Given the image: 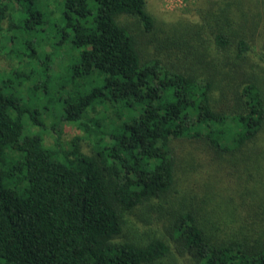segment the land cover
Listing matches in <instances>:
<instances>
[{"label": "trees", "instance_id": "1", "mask_svg": "<svg viewBox=\"0 0 264 264\" xmlns=\"http://www.w3.org/2000/svg\"><path fill=\"white\" fill-rule=\"evenodd\" d=\"M16 1L0 0V54L6 32L28 70L0 69V86L21 83L20 95L0 87V166L7 169L0 170V264H264L263 17L240 0L238 14L216 1L188 41L175 35L145 57L138 32L154 28L146 0H61L60 30L74 51L68 64L55 57L68 76L60 81L36 48L15 49ZM28 1L27 18L18 21L43 28L36 0ZM32 60L44 77L41 94L58 99L62 121L84 133L66 146L59 136L46 143L45 119L22 101L27 87L19 76L31 78ZM108 104L117 120L109 128L104 116L86 115ZM179 140L215 159L214 173L201 170L200 199L181 162L197 152L179 154ZM227 177L241 188L240 202L230 195L239 211L231 221L220 216ZM206 182L217 189L210 198ZM162 218L163 232L135 231L137 220Z\"/></svg>", "mask_w": 264, "mask_h": 264}, {"label": "rangeland", "instance_id": "2", "mask_svg": "<svg viewBox=\"0 0 264 264\" xmlns=\"http://www.w3.org/2000/svg\"><path fill=\"white\" fill-rule=\"evenodd\" d=\"M58 1L60 2L61 0H36L35 7L38 8L43 14V28L41 24L37 22L30 23L29 28L23 27V22L18 21V18H27L28 13L25 5H28L30 1H16V5L19 10L17 12L18 14L13 17V26L10 28L9 34H11V36L17 37L18 42L15 44L16 50L24 49L27 44L36 48L37 51L40 52L38 56H40V58L44 61L46 60L45 64H51L50 73H54L56 75L61 72L60 81H67L68 76L66 72H62V66L57 65L59 59L55 57L64 58L65 60H63V63L68 64L71 62V57L73 56L74 50L72 49L70 37H64L62 30H60L63 17L62 6L59 3L57 4ZM216 1H220L219 3L222 7H224V5L229 2L231 5L230 10H232V7H234V10L237 13L235 7L236 0H146V9L154 18V28L150 34H145L141 31L138 32L141 53L144 54L145 57L157 55L156 53L161 46L163 47L164 44H169L173 41H176L175 35L181 34L183 35L182 40L188 41L190 39L192 30H196L200 26L202 13L209 8H212V10L216 11L218 6L216 4L215 6L213 5ZM238 2L242 4L244 10H252L255 14H258V16L263 17L262 25L264 26V0H240ZM125 20L134 24L139 30L140 25L136 24L134 19L127 17ZM18 22L20 27L17 28L16 26ZM3 25H6V23L4 22ZM1 36L5 43V49H3L0 54V69L9 71L11 67L17 69L19 72L23 70L22 74H24L28 69H24L25 64H21L18 57L14 56L13 50H11L9 46L10 44L6 40V32H2ZM41 42L45 44H43L42 47H38ZM53 47L55 48L54 51ZM45 54L48 55V62L47 58L45 59ZM160 54H162V51ZM25 60L28 61L29 59L25 58ZM31 62V70L33 71V74H29L32 75L30 76L31 78L28 79L22 75L19 76V79L24 80V83H22V88L25 89L27 87V90H25L27 93L23 96L24 98L22 101H24L27 106L36 108L43 116V119H45L44 122L47 129L43 132V135L46 143H51L55 136H59L60 142L66 146L73 137L76 135L81 137V135L84 133L78 129L74 123L62 121L60 109L61 103L58 99H54L52 94L50 96L41 94L42 90H40L38 85L44 80L43 75H39L42 70L41 67L38 68V66L33 63V60ZM17 82L19 83V86L17 87L7 83L6 85L0 87L7 95H20L21 83L20 81ZM62 94H64V91ZM86 115L94 117L95 119L103 118L104 116L105 119L102 122L105 123L104 127L108 128L112 126L115 121H117L109 104L96 105L94 109L88 110ZM48 117L50 119L49 122L51 123L46 120ZM260 138V142L264 143V134H262ZM79 143L80 149L82 151H89L90 146L88 145L87 141L81 140ZM175 143H178L175 146L176 152L178 151V153L181 155L189 150L197 152V150L194 149L196 147L198 150L201 149L199 146L194 145L193 143L185 144L184 142H181V140ZM206 158L207 160L202 158L198 152L197 154L188 152L182 157L181 160L183 166L182 173L188 174L186 177V183L189 187L194 189L193 191H195L197 194L198 199H200V197L203 195L198 180H200V178L203 181L206 180V172L201 171L202 168L204 169L208 167L212 173L215 172L216 168V163L214 162L215 159L213 160L209 157ZM3 166L4 165L0 166V170L2 171V174H6L7 169L5 166ZM227 178V182L229 181V189L227 193L229 195L226 194L222 200L224 202L222 206L225 208V212L221 211L220 216L223 218V220L225 219L227 221H231L233 220V217H237L239 211L234 208L230 195H233L240 202L241 196L239 198V192L241 188L239 187L240 182L238 180L235 178H233L235 180H231V177ZM4 182L7 183L6 179H4ZM208 186V197L210 198L211 193H216L217 189L213 187L212 184L211 186L208 184ZM184 190L185 193L181 196L182 199L188 203L186 191L189 189L185 188ZM221 192L222 188H218V193L220 194ZM259 205L261 206L260 203ZM240 207L244 208L241 205ZM240 213H242V210ZM215 217L219 218L218 215ZM163 222V218L160 220H155L151 223H144L143 221L137 220L135 231L138 232V234H144L143 231H145L150 235L158 233V231L163 232ZM179 264L184 263L180 260Z\"/></svg>", "mask_w": 264, "mask_h": 264}]
</instances>
